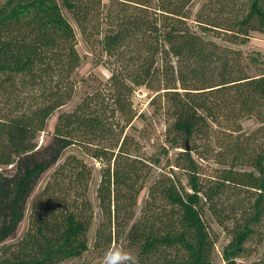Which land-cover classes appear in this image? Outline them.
Listing matches in <instances>:
<instances>
[{
  "label": "trees",
  "instance_id": "trees-1",
  "mask_svg": "<svg viewBox=\"0 0 264 264\" xmlns=\"http://www.w3.org/2000/svg\"><path fill=\"white\" fill-rule=\"evenodd\" d=\"M194 1L0 4V264H59L89 248L93 167L76 154L58 164L71 146L101 163L93 248L102 257L120 246L138 264H213L218 235L207 212L230 237L227 264H239L248 241L264 243V63L251 59L249 71L242 51L226 44L264 33V0H207L193 15ZM63 9L84 35H102L110 76L62 111L52 139L39 145L49 118L72 99L81 62ZM142 88L166 118L167 145L179 149L166 164L128 131ZM244 116L260 123L249 134Z\"/></svg>",
  "mask_w": 264,
  "mask_h": 264
},
{
  "label": "rangeland",
  "instance_id": "rangeland-1",
  "mask_svg": "<svg viewBox=\"0 0 264 264\" xmlns=\"http://www.w3.org/2000/svg\"><path fill=\"white\" fill-rule=\"evenodd\" d=\"M4 1L5 0H0V4ZM103 1L104 3H108L110 0ZM206 1L207 0L194 1L191 6L193 15ZM63 12L76 30L77 49L81 56V62L73 74L76 88L72 99L49 118L46 130L41 132L38 136L39 145L46 144L52 139L55 133L58 116L62 111L73 109L86 92L92 91L97 83L106 81L110 76V70L105 64L106 55L101 44L102 35H84L73 19L71 13L66 9H63ZM226 44L234 49L242 51L244 66L247 70H255V63L251 60L253 58H258L262 64L264 63V33L254 31L236 44ZM150 97L149 91L145 88L137 91L134 96V103L139 112L137 118L132 124V128L128 131L140 138L143 150L148 155L160 157L161 163L166 164L167 158H170L172 161L175 159L179 149L167 145V142L165 141L166 118L158 108L150 104ZM240 123L243 130L248 134L260 125L258 120L253 116H244L240 120ZM70 154L80 156L93 167V176L90 183L89 195L94 206L95 217L88 233L89 248L82 255L71 257L59 264H101L102 255L93 248L96 230L102 219V211L97 197V188L101 177V163L86 154L79 146H71L64 152L58 164L63 162ZM57 165H55L49 172L42 175L38 182L37 190L43 187L48 179L49 173L53 171ZM160 171V168L155 167L150 177H148L147 180L145 179L146 182H144V189L139 196L138 204L136 206V219L139 217L144 200L147 197L149 184L153 180L155 174ZM208 171H210V169L206 170V172ZM179 175L182 177L184 182L187 181L185 176L180 171ZM29 213L30 201L27 206L26 217L19 227L17 233L18 236H21L28 228ZM206 215L208 223L218 235V239L215 244L213 264H227L223 258V249L229 242L230 237L209 214V212H207ZM261 256H264V243L257 244L255 240H250L247 243L246 251L237 258V261L239 264H249L250 261Z\"/></svg>",
  "mask_w": 264,
  "mask_h": 264
},
{
  "label": "clouds",
  "instance_id": "clouds-1",
  "mask_svg": "<svg viewBox=\"0 0 264 264\" xmlns=\"http://www.w3.org/2000/svg\"><path fill=\"white\" fill-rule=\"evenodd\" d=\"M102 264H138V260L129 249L112 246L104 251Z\"/></svg>",
  "mask_w": 264,
  "mask_h": 264
}]
</instances>
